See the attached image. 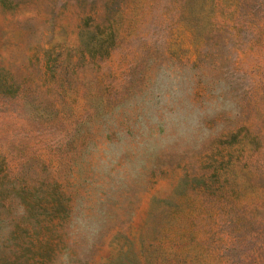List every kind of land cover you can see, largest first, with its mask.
Returning <instances> with one entry per match:
<instances>
[{"label":"rangeland","instance_id":"obj_1","mask_svg":"<svg viewBox=\"0 0 264 264\" xmlns=\"http://www.w3.org/2000/svg\"><path fill=\"white\" fill-rule=\"evenodd\" d=\"M161 66L224 82L240 115L158 156L84 252L82 154ZM0 82V264H264V0H0Z\"/></svg>","mask_w":264,"mask_h":264},{"label":"clouds","instance_id":"obj_2","mask_svg":"<svg viewBox=\"0 0 264 264\" xmlns=\"http://www.w3.org/2000/svg\"><path fill=\"white\" fill-rule=\"evenodd\" d=\"M198 80L211 96L193 99ZM224 82H210L190 69L161 66L145 90L103 114L98 135L82 154L92 177L75 202L68 222L71 238L89 252L108 220V203L116 194L143 180L155 159L170 151L198 150L219 130L206 121L223 114L240 115L238 103L227 96ZM108 137H112L108 139ZM10 243V229L0 228V247ZM69 252L57 264H70Z\"/></svg>","mask_w":264,"mask_h":264},{"label":"trees","instance_id":"obj_3","mask_svg":"<svg viewBox=\"0 0 264 264\" xmlns=\"http://www.w3.org/2000/svg\"><path fill=\"white\" fill-rule=\"evenodd\" d=\"M6 83H4V84H2L1 82H0V88L1 89H3V90H6L7 88H6Z\"/></svg>","mask_w":264,"mask_h":264}]
</instances>
